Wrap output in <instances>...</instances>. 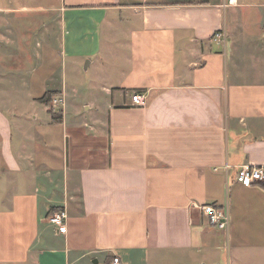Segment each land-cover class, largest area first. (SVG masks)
Wrapping results in <instances>:
<instances>
[{
	"label": "crops",
	"instance_id": "crops-1",
	"mask_svg": "<svg viewBox=\"0 0 264 264\" xmlns=\"http://www.w3.org/2000/svg\"><path fill=\"white\" fill-rule=\"evenodd\" d=\"M224 1L0 0V264H264V0Z\"/></svg>",
	"mask_w": 264,
	"mask_h": 264
},
{
	"label": "built area",
	"instance_id": "built-area-1",
	"mask_svg": "<svg viewBox=\"0 0 264 264\" xmlns=\"http://www.w3.org/2000/svg\"><path fill=\"white\" fill-rule=\"evenodd\" d=\"M236 0H227L221 5L223 8H226L228 5L235 3ZM215 41L219 43L226 42V32L225 30L219 31L215 36ZM133 100L138 105H145L146 98L141 94H135ZM52 108L59 107L65 104V100L62 97H54L50 102ZM238 180L246 187H252L256 182L264 180V166L263 165H251L244 164L242 165L237 174ZM204 211L207 213L210 223L212 226H215L221 230H227L230 226V214L228 208L218 207L216 205H207L204 206ZM66 219L67 212L59 211L52 216L49 220L51 223L56 225L61 231L66 230ZM113 264H122L118 256H114Z\"/></svg>",
	"mask_w": 264,
	"mask_h": 264
},
{
	"label": "rangeland",
	"instance_id": "rangeland-1",
	"mask_svg": "<svg viewBox=\"0 0 264 264\" xmlns=\"http://www.w3.org/2000/svg\"><path fill=\"white\" fill-rule=\"evenodd\" d=\"M37 23V22H36ZM35 23V24H36ZM31 40H32V49H33V53L36 54H43L42 50H43V47H40L41 45H45V44H48V43H52L54 45V47L56 48H59L60 46V37H57V36H50V37H45V36H41V35H32V37H30ZM246 43H244V45H241L239 44V47H237V50H238V55L240 53V58L242 59L243 57H245L244 59H246V54H247V51L244 50V47L246 46L245 45ZM236 46V45H235ZM236 50V51H237ZM43 59V58H42ZM42 59H41V63H42ZM244 63V61H243ZM82 75L84 77H88L89 73L87 72V70H84L82 72ZM88 92L87 91H84V94L86 96ZM54 96V95H53ZM84 99V97H83ZM79 103H81L83 100H77ZM84 102V101H83ZM48 105L50 106V108L52 109V106L50 103H48ZM55 110L57 111H60V106L59 107H55L54 108ZM84 114L86 116H88L87 118L88 119H92V118H97V119H100V120H103L105 118V115L102 113L101 115H97L93 109L91 111L89 110H86V112H84ZM224 235H227V230L224 231ZM258 259V258H257Z\"/></svg>",
	"mask_w": 264,
	"mask_h": 264
},
{
	"label": "trees",
	"instance_id": "trees-1",
	"mask_svg": "<svg viewBox=\"0 0 264 264\" xmlns=\"http://www.w3.org/2000/svg\"><path fill=\"white\" fill-rule=\"evenodd\" d=\"M53 94L54 92H47L46 95L44 96V101L48 104L51 102L52 98H53Z\"/></svg>",
	"mask_w": 264,
	"mask_h": 264
},
{
	"label": "water",
	"instance_id": "water-1",
	"mask_svg": "<svg viewBox=\"0 0 264 264\" xmlns=\"http://www.w3.org/2000/svg\"><path fill=\"white\" fill-rule=\"evenodd\" d=\"M88 65H89V61H87L86 64H85V69H86V70H87V68H88Z\"/></svg>",
	"mask_w": 264,
	"mask_h": 264
}]
</instances>
